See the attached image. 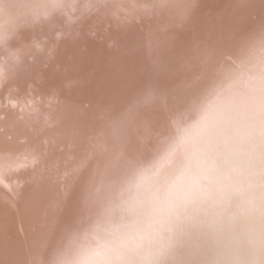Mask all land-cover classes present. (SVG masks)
Listing matches in <instances>:
<instances>
[{
	"label": "bare ground",
	"instance_id": "bare-ground-1",
	"mask_svg": "<svg viewBox=\"0 0 264 264\" xmlns=\"http://www.w3.org/2000/svg\"><path fill=\"white\" fill-rule=\"evenodd\" d=\"M262 119L264 0H0V264L92 230L129 264H200L183 217L142 239L161 185L264 238Z\"/></svg>",
	"mask_w": 264,
	"mask_h": 264
},
{
	"label": "clouds",
	"instance_id": "clouds-1",
	"mask_svg": "<svg viewBox=\"0 0 264 264\" xmlns=\"http://www.w3.org/2000/svg\"><path fill=\"white\" fill-rule=\"evenodd\" d=\"M231 134L230 127L220 131V150ZM253 146L258 150V157L251 155V149L246 163L250 166L255 161L261 169H264V119L256 130ZM179 207H182L180 193L170 192L165 185L159 186L142 214L143 241L149 244L160 242L165 237L166 226L183 217L184 221L199 230L206 245L208 256L200 264H264V238L257 240L256 250L259 256L248 259L243 254L222 247L225 231L222 211L213 210L212 204L209 203L207 209L189 223L187 217L178 216ZM55 264H129V261L127 250L119 239L92 230L71 238L60 251ZM143 264H157V262L145 258Z\"/></svg>",
	"mask_w": 264,
	"mask_h": 264
},
{
	"label": "rangeland",
	"instance_id": "rangeland-1",
	"mask_svg": "<svg viewBox=\"0 0 264 264\" xmlns=\"http://www.w3.org/2000/svg\"><path fill=\"white\" fill-rule=\"evenodd\" d=\"M231 220L225 223V231L222 237V247L237 254H243L248 259L257 257L256 244L258 234H254L242 225Z\"/></svg>",
	"mask_w": 264,
	"mask_h": 264
}]
</instances>
